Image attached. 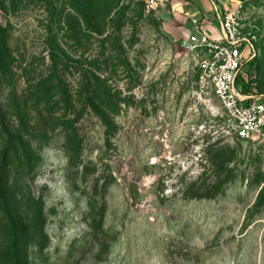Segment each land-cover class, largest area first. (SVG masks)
<instances>
[{"label": "rangeland", "instance_id": "rangeland-1", "mask_svg": "<svg viewBox=\"0 0 264 264\" xmlns=\"http://www.w3.org/2000/svg\"><path fill=\"white\" fill-rule=\"evenodd\" d=\"M202 1L0 0V264H264V137L181 46ZM222 1L264 93V0Z\"/></svg>", "mask_w": 264, "mask_h": 264}, {"label": "built area", "instance_id": "built-area-1", "mask_svg": "<svg viewBox=\"0 0 264 264\" xmlns=\"http://www.w3.org/2000/svg\"><path fill=\"white\" fill-rule=\"evenodd\" d=\"M219 27V39L204 28L206 19L189 18L192 29L182 40L199 73L198 84L209 90L221 110L223 129L235 138L264 137V93L247 87V62L256 56L255 35L246 33L238 4L229 12L222 0H210Z\"/></svg>", "mask_w": 264, "mask_h": 264}, {"label": "trees", "instance_id": "trees-1", "mask_svg": "<svg viewBox=\"0 0 264 264\" xmlns=\"http://www.w3.org/2000/svg\"><path fill=\"white\" fill-rule=\"evenodd\" d=\"M78 12L80 13L81 18L85 21L87 11L83 9V11L78 10ZM0 60L2 62L7 63L9 65V67L12 66L13 62H14V60L10 54V49H9L8 42H7L6 29L4 27L1 28V30H0ZM245 71L247 73V81H248L247 87H250V89L252 88V90L257 91V89H256V87H257V84H256L257 83V69L255 67H253L251 62H247ZM86 92H89L87 94H90L89 90H87ZM90 95H88L87 97L90 98ZM18 147L21 150L22 156L25 159H28V153L26 150V146L22 142H18Z\"/></svg>", "mask_w": 264, "mask_h": 264}, {"label": "crops", "instance_id": "crops-1", "mask_svg": "<svg viewBox=\"0 0 264 264\" xmlns=\"http://www.w3.org/2000/svg\"><path fill=\"white\" fill-rule=\"evenodd\" d=\"M204 2H206V3H204ZM204 2L203 1L201 2L202 3V5H201L202 11H197V12L192 13L191 15H189V18H191L193 16H198V17L204 18V20L206 19L207 22H204L203 28L211 36L216 37L219 34V27L217 24V19L215 17L216 15L214 14L213 5L208 0H205ZM214 25L217 27V31H215ZM185 27L189 28L188 31L193 30L189 19H188Z\"/></svg>", "mask_w": 264, "mask_h": 264}]
</instances>
